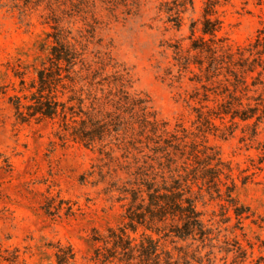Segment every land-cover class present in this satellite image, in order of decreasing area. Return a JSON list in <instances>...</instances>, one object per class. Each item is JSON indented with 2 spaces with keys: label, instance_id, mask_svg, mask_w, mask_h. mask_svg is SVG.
<instances>
[{
  "label": "rangeland",
  "instance_id": "rangeland-1",
  "mask_svg": "<svg viewBox=\"0 0 264 264\" xmlns=\"http://www.w3.org/2000/svg\"><path fill=\"white\" fill-rule=\"evenodd\" d=\"M218 2L226 49L209 70L193 48L211 37L205 0L179 14L165 10L174 0H0V264H126L112 240L123 229L153 237L163 263L264 264V0ZM55 33L82 52L90 69L80 73L100 70V109H115L105 94L123 71L129 90L185 133L169 178H181L186 208L144 209L137 171L159 166L145 144L92 147L70 138L61 116L20 120L16 99L29 101ZM153 167L148 176L161 179Z\"/></svg>",
  "mask_w": 264,
  "mask_h": 264
},
{
  "label": "trees",
  "instance_id": "trees-1",
  "mask_svg": "<svg viewBox=\"0 0 264 264\" xmlns=\"http://www.w3.org/2000/svg\"><path fill=\"white\" fill-rule=\"evenodd\" d=\"M188 3L193 4L194 0H174V5L168 3L165 10L169 12L176 10L174 13L179 14L184 12L181 8L186 7ZM218 5V0H205L202 31L211 37L203 42H193L194 49L208 54L209 63L205 67L209 70L216 64H222L223 53L219 50L226 49L224 44L217 42L218 32L222 26L220 19L214 18L218 12ZM179 17L177 15L175 17L177 19L174 20L181 27L182 20ZM261 34H264V31ZM54 38L56 43L51 44L49 48L48 64L38 70V79L32 85L35 90L26 96L30 98L29 101L22 102V96L16 99L19 101L16 106L21 114L20 120H27V115L40 114L38 115L40 118L54 119L61 116V126L69 137L92 147L103 144L108 139L134 147L136 144H145L155 152L159 166L155 168L151 163L144 164L145 167H139L137 171L141 183L147 186L149 193V201L144 203V209H153L156 206L161 212L169 213L171 209L177 211L186 208L181 204L183 200V191L180 189L181 178L173 177L172 180L169 178L171 172L176 170L172 151L182 156L186 155V150L178 141L185 137V133L182 135L179 131L172 133L168 129V123L161 121L157 114L150 111L147 101L129 90L130 79L123 71L117 70L116 77L110 81L114 84H110L111 89L105 94L107 98H111L110 101L115 109L107 111L100 109V84L104 85L101 80H105L100 79V70L94 69L85 75L80 73L84 68L90 69L82 57V52L71 46L60 33H55ZM261 38L262 35L259 37L261 46L259 52L264 55V37L262 41ZM208 41H212L213 44ZM79 64L80 69H77ZM102 89L105 90L103 87ZM59 91L63 94L68 93L66 101L58 99ZM195 156L199 158L197 152ZM149 166L155 168L156 172H162L161 179H157L158 173L154 171H151L150 177L148 176L146 167ZM183 179H185L184 175ZM133 192L136 198L137 192ZM193 213L194 210L188 216L191 218ZM129 217L132 221L137 220L141 223L144 215L132 208ZM113 234L115 248L120 250V261L126 264H172L169 260L166 263L162 262L153 237H146L138 242L137 237L124 229L122 233ZM113 256L115 254H109L107 259L110 261Z\"/></svg>",
  "mask_w": 264,
  "mask_h": 264
}]
</instances>
